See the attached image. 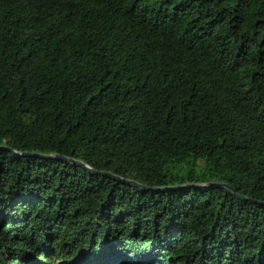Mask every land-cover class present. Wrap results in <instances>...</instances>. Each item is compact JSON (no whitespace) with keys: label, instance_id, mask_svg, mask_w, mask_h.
<instances>
[{"label":"trees","instance_id":"obj_1","mask_svg":"<svg viewBox=\"0 0 264 264\" xmlns=\"http://www.w3.org/2000/svg\"><path fill=\"white\" fill-rule=\"evenodd\" d=\"M0 264H264V0H0Z\"/></svg>","mask_w":264,"mask_h":264},{"label":"water","instance_id":"obj_2","mask_svg":"<svg viewBox=\"0 0 264 264\" xmlns=\"http://www.w3.org/2000/svg\"><path fill=\"white\" fill-rule=\"evenodd\" d=\"M7 150L9 151V149H7ZM21 155L23 156L24 154H21ZM50 158L59 159V160H65V161H68V162H72L74 164H77L80 167L87 168L84 164H82L80 162H74V161L69 160V159H66V158H60L58 156H54V157H50ZM101 175L106 176V177H109V178H112V179L115 178V176H113L111 174H108V173H102ZM125 183H129V184H132V185L135 186V184L133 182L125 181ZM221 186L228 188L227 185H225V184H223ZM229 190H231V189L229 188Z\"/></svg>","mask_w":264,"mask_h":264}]
</instances>
